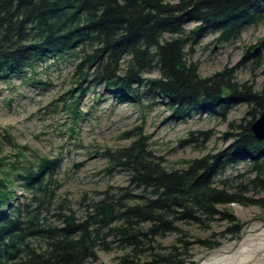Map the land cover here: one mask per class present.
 Segmentation results:
<instances>
[{
	"label": "trees",
	"instance_id": "1",
	"mask_svg": "<svg viewBox=\"0 0 264 264\" xmlns=\"http://www.w3.org/2000/svg\"><path fill=\"white\" fill-rule=\"evenodd\" d=\"M263 22L264 0H0V84L49 86L38 69L71 61L79 87L116 89L131 99L144 91L177 113L249 107L230 125L224 151L181 161L178 169L166 167L148 136L124 133L130 143L104 157L128 184L84 194L79 211L60 178L61 158L18 144L12 128L0 130V264H87L99 249L115 248L124 252L119 264H190L183 226L209 231L226 222L223 232L195 241L213 251L221 239H242L245 225L228 206L258 207L264 222V140L251 130L264 91L238 83L229 69L202 77L187 52L207 32L227 40ZM189 23L198 25L187 33ZM155 71L160 77H147ZM78 104L63 96L57 105L71 116L74 136ZM170 234L177 238L166 248L161 240Z\"/></svg>",
	"mask_w": 264,
	"mask_h": 264
},
{
	"label": "rangeland",
	"instance_id": "2",
	"mask_svg": "<svg viewBox=\"0 0 264 264\" xmlns=\"http://www.w3.org/2000/svg\"><path fill=\"white\" fill-rule=\"evenodd\" d=\"M189 23L187 33L197 27ZM264 22L244 29L237 38L222 40L218 33L207 32L188 48V59L199 66L202 77H209L225 69L233 70L238 83H248L255 91H264ZM38 79L49 86L13 80L0 84V130L12 128L10 133L18 144L47 156H59L62 162L60 178L65 192L79 211V200L84 194L94 195L107 187L126 186L123 171L112 166L104 157L106 151L127 146L126 132L143 133L149 137L150 149L163 157L168 169L181 168V161H191L224 151L231 141L230 125L246 116L249 107L235 104L227 110L219 109L175 112L162 97L150 99L141 91L136 99L122 101L117 90L104 87H79L74 78L72 62L52 64L37 71ZM147 77L157 78L155 71ZM76 91L71 93L72 90ZM74 97L78 101L82 120L78 134H71V116L59 105L61 98ZM120 104V105H119ZM175 117L162 127V120ZM203 133H208L207 140ZM75 134V133H74ZM73 136V137H71ZM76 166H78L76 168ZM19 196L26 194L16 189ZM231 211L242 223L244 231L240 241L230 237L221 239V247L208 251L195 241L221 233L227 223L217 220L206 231L198 226H183L189 232L194 263L190 264H264V222L258 207L231 205ZM170 234L161 243L168 248L176 241ZM124 252L115 248L111 252L97 251V260L87 264H119Z\"/></svg>",
	"mask_w": 264,
	"mask_h": 264
},
{
	"label": "water",
	"instance_id": "3",
	"mask_svg": "<svg viewBox=\"0 0 264 264\" xmlns=\"http://www.w3.org/2000/svg\"><path fill=\"white\" fill-rule=\"evenodd\" d=\"M251 130L257 139L264 140V109L258 119L252 124Z\"/></svg>",
	"mask_w": 264,
	"mask_h": 264
},
{
	"label": "bare ground",
	"instance_id": "4",
	"mask_svg": "<svg viewBox=\"0 0 264 264\" xmlns=\"http://www.w3.org/2000/svg\"><path fill=\"white\" fill-rule=\"evenodd\" d=\"M116 95H118V97H120L121 100H122V101H125V102L128 100V98H131L130 95H121L120 92H118V91L116 92ZM127 97H128V98H127ZM119 105H120V104H119ZM203 110L210 111V110H212V108L209 107V106H206V107L203 108ZM171 121H176V118H175V117H171V118L163 119V120H162V124H161L162 127H163V126H166V125H167L168 123H170Z\"/></svg>",
	"mask_w": 264,
	"mask_h": 264
}]
</instances>
